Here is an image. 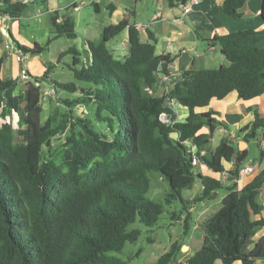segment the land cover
<instances>
[{
    "label": "trees",
    "instance_id": "1",
    "mask_svg": "<svg viewBox=\"0 0 264 264\" xmlns=\"http://www.w3.org/2000/svg\"><path fill=\"white\" fill-rule=\"evenodd\" d=\"M48 2L0 0V12L18 20L31 5L46 6ZM168 2L170 6L178 2L186 5L188 0ZM246 3L224 0L220 11L241 18ZM261 17L264 20V0ZM59 19V13L52 17L54 35L48 46L59 38H77L75 22L69 17H63L62 22ZM126 29L129 55L121 60L108 43ZM149 37L150 42L143 43L137 26L125 18L106 27L100 42L86 41L88 66L74 71L75 78L85 85L54 84L71 93L80 91V98L66 103L93 105L95 121L101 128L96 129L89 119L78 118L84 140L74 141L56 157L45 156V146L51 147V137L62 126L49 130L50 120L46 124L42 121L41 85L52 66L43 77L29 82L22 94L15 95L18 80L1 78L7 55L0 57V264H128L110 254L139 240L141 230H129V226L139 221L152 227L163 213L162 205L147 197L148 173L152 171L169 181L173 197L187 208V229L192 213L187 207L189 201L182 197L183 189L199 179L203 192L194 202L200 203L211 200L219 189L227 190L221 208L203 225L202 247L188 256L186 264H254L264 258V236L256 243L253 240L264 219H251L252 212H262L256 197L264 185V170L240 188V170L248 153L238 152L226 138L217 148L209 149L214 133L235 123L234 117L226 114L221 121L216 111H196L232 92L244 101L264 94V30L202 40L210 47L218 46L231 65L184 70L182 79L173 85L167 79L177 57L158 55L157 39L151 32ZM17 45L24 53L44 51L39 43L32 48ZM72 52L69 49L60 57ZM79 63L75 58L74 66ZM166 101L187 107L186 120L177 121ZM13 114L20 119L18 142L9 121ZM164 116L167 122L162 120ZM204 128L209 129L207 134L201 133ZM247 129L252 131L250 137L257 130L264 132V117L256 112ZM174 133L178 139L172 137ZM186 141L193 142L201 162L215 173L226 171L224 162L234 164L225 178L229 185L202 175L193 166ZM203 151L205 154H201ZM184 245L173 244L154 264L178 263Z\"/></svg>",
    "mask_w": 264,
    "mask_h": 264
},
{
    "label": "crops",
    "instance_id": "2",
    "mask_svg": "<svg viewBox=\"0 0 264 264\" xmlns=\"http://www.w3.org/2000/svg\"><path fill=\"white\" fill-rule=\"evenodd\" d=\"M144 1H146L145 6L147 9H145V12H143L144 9L140 12L139 7L144 4ZM77 2V0H49L46 6L47 11L51 15L52 27V17L56 13H59V21H63V17L71 18L73 13L81 12L83 9L82 7L86 5L79 6ZM191 2L192 0H188L186 5H182L178 2L174 6H170L168 0H152L151 7H148L149 0L93 1L90 4L94 7L95 14L101 15L105 12V8H107L111 15V21L108 24L101 25L93 19L92 22L87 23V34L90 33L93 37H89V35H87L85 39L87 41L100 42L103 38V32L106 27L116 25L123 19L129 18V20L137 26L143 43L150 42L149 32H151L155 39H157L156 51L158 55H172L177 57L171 67V77L167 79L168 81H171L173 85L182 79V72L184 70L191 68L195 70H203L213 69L215 68L214 66L217 65L224 66V62L227 61V59L221 54L219 47H210L202 40H210L215 36H224L238 31L264 30V20L261 17L263 0H247L246 5L241 10V18H231L224 15L220 11L224 0H199L197 4H192ZM185 6H190L191 11L189 13H184ZM66 12L68 15L65 14ZM21 20H26V17L23 15L18 20L13 19L7 22L6 25L9 26V30L13 28L18 37L23 39V45L31 48L32 46L27 45L26 40L19 31L21 26L19 21ZM75 27L77 29L76 22ZM9 41L10 39L3 33V29L0 26V57L7 55L6 61L2 67L1 78L3 80L17 79L19 82L20 80L18 74L15 72L11 73L7 62L9 60V51H7L6 46ZM261 45L264 47V42ZM108 48L112 51L116 58L121 60L126 58L129 55L128 29L124 30L119 36L112 39L108 43ZM16 63L18 62L16 61ZM26 86L23 90H21V94L26 90ZM14 94L20 95V91ZM167 106L174 110L177 115V121L183 122L189 115V109L176 101L170 102V105ZM209 110L220 113V117L217 118L221 121H224V116L226 114L234 117L235 120V123L226 124L225 127H220L214 133L213 137L210 139L209 149L213 150L217 148L222 139L226 138L232 143L238 152L246 151L248 153V157L252 152V147H254L253 145L255 144L261 152L260 158H256L249 164L244 165V167L253 166L255 170L253 174L246 176L243 179V182L240 183V188H243L245 185L251 183L254 178L262 170H264L263 138H260V134L258 135L259 130L255 132V136L252 135L250 137L252 131L251 129H247L253 124L256 112L260 115V117H264V94L250 101H244L238 98L237 92H232L225 99H213L208 106L198 108L196 111L207 112ZM235 117H238V120ZM208 132L209 129L207 128H204L201 131V133L204 134H207ZM217 135H219V143H217ZM172 137L174 139H178L179 136L177 133H174L172 134ZM234 144H236L237 147ZM224 166L226 169L224 173H215L209 168L201 169L197 167V169H199L198 171L204 176H209L217 180L222 179L225 181V173L228 174V172L234 168V164L224 162ZM215 174H219V176ZM226 194L223 195L221 204ZM218 195L219 193H215L213 198ZM256 200L262 206V212L259 215L252 212L251 219L253 221L261 218L264 219V185L260 193L257 195ZM203 205L206 210L199 211L198 215L200 214L204 217L208 214V212H210L208 209L211 206L210 203L205 202H203ZM194 210H197L195 203L194 206L189 208V212L192 213ZM214 214L215 212L208 215L207 219ZM263 236L264 226L259 229L253 237L254 242H258ZM186 246L190 250V247L188 245ZM215 264H222V262L218 261ZM235 264L242 263L236 262ZM254 264H264V258L257 260Z\"/></svg>",
    "mask_w": 264,
    "mask_h": 264
},
{
    "label": "rangeland",
    "instance_id": "3",
    "mask_svg": "<svg viewBox=\"0 0 264 264\" xmlns=\"http://www.w3.org/2000/svg\"><path fill=\"white\" fill-rule=\"evenodd\" d=\"M81 1L78 0L77 2L79 6ZM151 1L149 0L148 7H151ZM145 3L146 1L139 7L140 12L143 9V12L146 11ZM82 8L81 12L73 13L71 16V19L77 25V38H59L53 40L49 46L48 40L54 35V27H52L51 15L47 11V6L41 4L31 5L24 14L26 20L19 21V24H21L19 31L26 40L27 45L33 47L34 43H39L44 48V51L41 54L29 53L30 58L27 60V68L29 69L30 79L28 81H19L15 93L20 91L21 94V90L25 88L26 84L34 81L36 77H43L47 69L52 66L48 78L41 85L43 93L42 105L44 108L42 121L43 124H46L50 120L49 130H55L60 126L62 128L51 137V147L45 146V156L47 157H56L61 154L62 150H67L74 141L82 142L84 140L85 133L76 122L78 118L84 120L89 119L94 122L96 129L101 128L95 121L93 105L79 103L70 106L66 103V101L71 102L80 98V91L71 93L56 87L54 84L55 82L75 83L79 88L85 85V83L75 78L74 71L75 69L88 66L89 53H87V50H89V46L85 38L87 35L89 37H93V35L90 33L87 34V23L92 22L93 19L101 25L108 24L111 21V15L107 8H105V12L101 15L95 14L94 7L90 3H87ZM65 14L68 15L67 12ZM9 31L14 39V44L19 43L23 45V39L18 37L15 30L11 28ZM69 49H73V52L66 54L64 57H60L63 52H67ZM8 54L9 60L7 62L9 70L11 73L15 72L19 76L23 65L16 63L14 52H8ZM75 58L80 59L77 67L74 66ZM230 65L231 63L228 60L224 62V66L228 67ZM214 67L213 69H218L221 66L217 65ZM52 89L56 90V95L53 97L46 96L45 93ZM166 105H170V101H166ZM9 121L14 126L15 142H18L20 119L16 114H13L9 118ZM259 134L261 135L260 138H264V132L262 130L258 131ZM218 138L219 135H217V143H219ZM234 145L237 147L236 144ZM253 146L252 152L244 165L249 164L256 158H260V150L256 144ZM215 175L219 176V174ZM148 177L150 179V190L147 197L151 201L162 205L163 213L158 223L152 227H147L139 221L130 225L129 230H141L139 240L135 243H126L121 252H112L110 255L116 256L128 264H154L162 255L171 250L173 244L178 243L188 245L190 250L184 245L185 248L182 247L181 255L178 257V263L173 264H186L188 256L194 255L202 247L205 219H207L208 215H211L221 208V199L227 193V190L225 188L219 189L216 191L219 195L213 198L211 202L210 199L206 200L205 203H210L211 207H208L210 212L203 217L200 214L198 215V212L206 210V208L203 203L194 202L203 192L201 181L197 179L192 187L183 189L182 197L186 201H189L187 207L191 208L194 206V203L197 207V210H194L192 214L190 213L189 229H187L186 218L189 213L187 208H184L181 200L173 197L175 192L172 190L169 181L161 173L155 171L149 172ZM221 181L224 182L225 186L229 185L224 180L221 179Z\"/></svg>",
    "mask_w": 264,
    "mask_h": 264
},
{
    "label": "built area",
    "instance_id": "4",
    "mask_svg": "<svg viewBox=\"0 0 264 264\" xmlns=\"http://www.w3.org/2000/svg\"><path fill=\"white\" fill-rule=\"evenodd\" d=\"M25 3L26 2H29L30 0H23ZM78 1V0H77ZM93 1H101V0H82L80 2V6H84L86 5L87 3H91ZM199 0H192V4H197ZM1 8V7H0ZM191 11V8L190 6H185V9H184V13H189ZM13 20V18L9 15H6V14H3L2 12H0V26L2 27L3 29V33L6 34V32L9 31V26H7V22ZM62 21V20H61ZM60 21V22H61ZM6 49L7 51L9 52H14L15 53V58H16V61L20 64L23 65V68L21 69L20 71V74H19V80L21 81H28L30 79V73H29V69L27 68V60L30 58V54L29 53H24L19 47L17 44H14L13 42L9 41L7 43V46H6ZM46 96L48 97H53L56 95V90L55 89H52V90H48L46 93H45ZM162 120L164 122H167L168 119L167 117H162ZM185 146L187 147L188 149V153L191 154L192 156V164L193 166L195 167H199L201 169L203 168H208L207 165L203 162H201V160L199 159L198 157V149L197 147L193 144L192 141H186L185 143ZM263 144H264V138H263ZM201 154H205V152H201ZM254 167L253 166H245L243 169L240 170V175H239V179H238V183H241L243 182V179L250 175V174H253L254 173ZM228 177V174L225 173V178Z\"/></svg>",
    "mask_w": 264,
    "mask_h": 264
},
{
    "label": "water",
    "instance_id": "5",
    "mask_svg": "<svg viewBox=\"0 0 264 264\" xmlns=\"http://www.w3.org/2000/svg\"><path fill=\"white\" fill-rule=\"evenodd\" d=\"M8 38L10 39L11 42L14 43V39L12 38L11 34L9 32H6ZM183 248H185V246H183Z\"/></svg>",
    "mask_w": 264,
    "mask_h": 264
},
{
    "label": "clouds",
    "instance_id": "6",
    "mask_svg": "<svg viewBox=\"0 0 264 264\" xmlns=\"http://www.w3.org/2000/svg\"><path fill=\"white\" fill-rule=\"evenodd\" d=\"M9 32V31H8Z\"/></svg>",
    "mask_w": 264,
    "mask_h": 264
}]
</instances>
